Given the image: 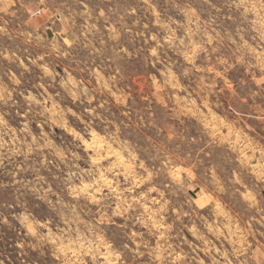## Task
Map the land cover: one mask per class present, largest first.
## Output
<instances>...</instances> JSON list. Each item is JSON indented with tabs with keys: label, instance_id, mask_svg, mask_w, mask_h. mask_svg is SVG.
Here are the masks:
<instances>
[{
	"label": "rangeland",
	"instance_id": "rangeland-1",
	"mask_svg": "<svg viewBox=\"0 0 264 264\" xmlns=\"http://www.w3.org/2000/svg\"><path fill=\"white\" fill-rule=\"evenodd\" d=\"M0 264H264V0H0Z\"/></svg>",
	"mask_w": 264,
	"mask_h": 264
}]
</instances>
